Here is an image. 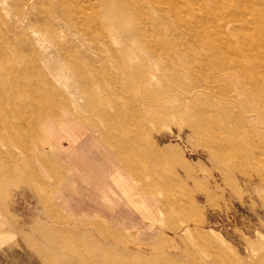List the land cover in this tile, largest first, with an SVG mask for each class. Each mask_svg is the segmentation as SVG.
<instances>
[{"label": "rangeland", "instance_id": "obj_1", "mask_svg": "<svg viewBox=\"0 0 264 264\" xmlns=\"http://www.w3.org/2000/svg\"><path fill=\"white\" fill-rule=\"evenodd\" d=\"M82 122L146 153L158 220L36 153ZM0 264H264V0H0Z\"/></svg>", "mask_w": 264, "mask_h": 264}, {"label": "crops", "instance_id": "obj_2", "mask_svg": "<svg viewBox=\"0 0 264 264\" xmlns=\"http://www.w3.org/2000/svg\"><path fill=\"white\" fill-rule=\"evenodd\" d=\"M53 138L58 139V148L67 156L65 160L68 163L63 165L62 175H75L80 170L81 177L90 180L87 184L94 188L99 202L110 206L111 210H115L114 199L117 198L127 206L135 204L143 219H159V200L150 196L149 192L146 153L143 156L138 145L127 144L122 139H115L110 143L109 138L108 141L107 137L90 131L83 122L73 126L51 125L41 136V142L36 148V153L45 164H48V160L44 152L52 151ZM90 143L100 146L97 155H94L93 160L82 161L75 166L73 159L75 156L83 157L82 152ZM51 170L56 175L59 174L56 167L52 166ZM62 200L64 204L67 202ZM102 218L106 220L105 217Z\"/></svg>", "mask_w": 264, "mask_h": 264}, {"label": "bare ground", "instance_id": "obj_3", "mask_svg": "<svg viewBox=\"0 0 264 264\" xmlns=\"http://www.w3.org/2000/svg\"><path fill=\"white\" fill-rule=\"evenodd\" d=\"M214 39V38H213Z\"/></svg>", "mask_w": 264, "mask_h": 264}]
</instances>
